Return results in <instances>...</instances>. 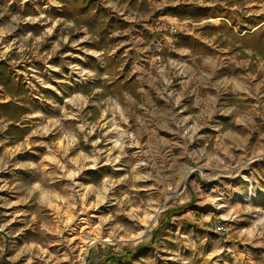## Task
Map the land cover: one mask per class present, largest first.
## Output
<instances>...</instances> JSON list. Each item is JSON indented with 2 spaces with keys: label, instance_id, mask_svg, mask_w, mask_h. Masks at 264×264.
<instances>
[{
  "label": "rangeland",
  "instance_id": "1",
  "mask_svg": "<svg viewBox=\"0 0 264 264\" xmlns=\"http://www.w3.org/2000/svg\"><path fill=\"white\" fill-rule=\"evenodd\" d=\"M96 4L0 0V264H264V0Z\"/></svg>",
  "mask_w": 264,
  "mask_h": 264
},
{
  "label": "trees",
  "instance_id": "2",
  "mask_svg": "<svg viewBox=\"0 0 264 264\" xmlns=\"http://www.w3.org/2000/svg\"><path fill=\"white\" fill-rule=\"evenodd\" d=\"M70 10L68 12L73 16L77 21L82 23L89 24L90 27L94 24H97L101 27V31L107 30V28H120L127 24L126 21L117 20L114 16L109 15V10L106 8H99L96 4V0H64ZM208 8L205 7L199 11H206ZM115 15V14H114ZM227 20L232 21L233 24L236 23L234 15L231 11L226 12L224 15ZM227 20H223L222 24H226ZM264 22L256 26L254 29L251 27L252 31L244 32L241 35L234 34L235 39L242 41L244 45L249 46L252 50H255L262 58H264ZM0 82L3 83L7 90L10 92L14 82L3 63H0ZM9 103H0V108L3 109L8 106ZM175 210L168 208L163 213L166 218L170 216ZM162 219L160 221V226L158 230H161L164 225L167 223V219ZM144 247L143 244L136 246L134 249H127L121 253L117 252L109 255L106 259H113L116 261H123L132 257L135 253L141 250ZM106 261V260H105Z\"/></svg>",
  "mask_w": 264,
  "mask_h": 264
},
{
  "label": "bare ground",
  "instance_id": "3",
  "mask_svg": "<svg viewBox=\"0 0 264 264\" xmlns=\"http://www.w3.org/2000/svg\"><path fill=\"white\" fill-rule=\"evenodd\" d=\"M183 179H184V177L181 178V182L183 181ZM176 197L181 198L180 192L178 190L173 191L172 194H170L165 201L168 202L169 200L176 198ZM161 207L156 209L154 213L144 216V218L142 219L143 229L139 232V235H143L150 230L151 226L157 220V216H158V213H159ZM98 241H114V239L107 237V236L106 237L97 236V237L90 238L88 245L85 247V250L88 248V246H90V245H92Z\"/></svg>",
  "mask_w": 264,
  "mask_h": 264
},
{
  "label": "built area",
  "instance_id": "4",
  "mask_svg": "<svg viewBox=\"0 0 264 264\" xmlns=\"http://www.w3.org/2000/svg\"><path fill=\"white\" fill-rule=\"evenodd\" d=\"M218 227H219L220 229H223V230H224V228H223V226H222V225H219Z\"/></svg>",
  "mask_w": 264,
  "mask_h": 264
}]
</instances>
